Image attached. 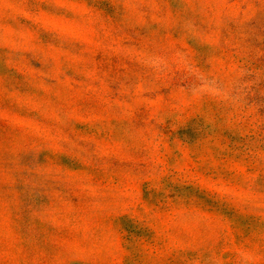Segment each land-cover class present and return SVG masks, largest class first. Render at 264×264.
<instances>
[{
  "label": "rangeland",
  "instance_id": "obj_1",
  "mask_svg": "<svg viewBox=\"0 0 264 264\" xmlns=\"http://www.w3.org/2000/svg\"><path fill=\"white\" fill-rule=\"evenodd\" d=\"M0 264H264V0H0Z\"/></svg>",
  "mask_w": 264,
  "mask_h": 264
}]
</instances>
